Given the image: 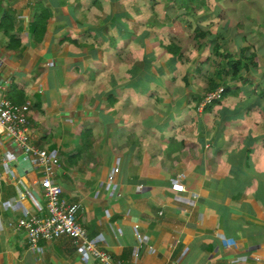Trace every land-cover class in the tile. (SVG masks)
<instances>
[{"label":"crops","instance_id":"0c3cea01","mask_svg":"<svg viewBox=\"0 0 264 264\" xmlns=\"http://www.w3.org/2000/svg\"><path fill=\"white\" fill-rule=\"evenodd\" d=\"M0 83L122 264H264V0H2ZM42 176L0 132V264H101L15 228L45 212Z\"/></svg>","mask_w":264,"mask_h":264},{"label":"built area","instance_id":"2783aa9c","mask_svg":"<svg viewBox=\"0 0 264 264\" xmlns=\"http://www.w3.org/2000/svg\"><path fill=\"white\" fill-rule=\"evenodd\" d=\"M2 0H0L1 3ZM6 85L0 83V132L13 140L22 150L25 159H34L42 168L41 185L46 200L45 212L32 214L19 219L15 224L18 230L28 234L29 243L36 247L42 240H51L63 235L71 237L85 251L93 254L101 264H122L105 248L98 245L89 236L87 230L78 221L80 205L63 197L62 186L54 180L56 170L61 165L60 158L35 146L31 141L29 122L30 106L27 103H15L4 95ZM224 89L207 93L200 103L204 109L207 105L220 100ZM116 171H119L117 168ZM172 188L185 191L183 183H174Z\"/></svg>","mask_w":264,"mask_h":264},{"label":"trees","instance_id":"16d2710c","mask_svg":"<svg viewBox=\"0 0 264 264\" xmlns=\"http://www.w3.org/2000/svg\"><path fill=\"white\" fill-rule=\"evenodd\" d=\"M38 10L39 12L35 14L33 22L31 23V30L34 33L35 40L41 41L46 32L49 14H48V11L44 7L43 8L41 7ZM231 66H232V72L237 75L239 71L241 70L242 63L239 60H237V61H234ZM15 103H21V102L15 101Z\"/></svg>","mask_w":264,"mask_h":264},{"label":"rangeland","instance_id":"374dc122","mask_svg":"<svg viewBox=\"0 0 264 264\" xmlns=\"http://www.w3.org/2000/svg\"><path fill=\"white\" fill-rule=\"evenodd\" d=\"M221 88H222V87H219L218 89H221ZM218 89H217V90H218ZM200 108H201V105L199 104V109H200Z\"/></svg>","mask_w":264,"mask_h":264}]
</instances>
